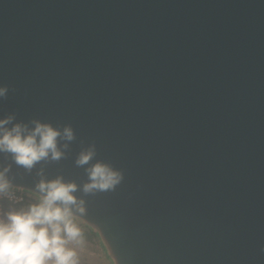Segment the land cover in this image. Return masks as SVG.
I'll return each instance as SVG.
<instances>
[{
	"label": "water",
	"instance_id": "water-1",
	"mask_svg": "<svg viewBox=\"0 0 264 264\" xmlns=\"http://www.w3.org/2000/svg\"><path fill=\"white\" fill-rule=\"evenodd\" d=\"M0 86V118L76 135L31 173L0 153L11 189L82 185L93 143L123 172L75 193L111 264H264V0H0Z\"/></svg>",
	"mask_w": 264,
	"mask_h": 264
},
{
	"label": "clouds",
	"instance_id": "clouds-1",
	"mask_svg": "<svg viewBox=\"0 0 264 264\" xmlns=\"http://www.w3.org/2000/svg\"><path fill=\"white\" fill-rule=\"evenodd\" d=\"M7 93V86H0V98H6ZM14 121V114L0 118V153L10 155L28 173L42 161L64 159L76 139L71 125L61 129L33 119L30 127ZM96 156L93 143L82 148L75 159V165L84 167L87 175L82 185L65 181L62 175L49 180L43 167L37 171L36 202L0 213V264H79L77 251L69 245L84 243V232L76 220L86 215L87 208L86 201L75 193L81 191L86 196L115 191L124 179L123 172L111 164L92 163ZM10 170L11 165L0 167V198L8 196L13 187Z\"/></svg>",
	"mask_w": 264,
	"mask_h": 264
},
{
	"label": "rangeland",
	"instance_id": "rangeland-1",
	"mask_svg": "<svg viewBox=\"0 0 264 264\" xmlns=\"http://www.w3.org/2000/svg\"><path fill=\"white\" fill-rule=\"evenodd\" d=\"M76 223L81 227H83V224H81L79 221L76 220ZM87 241H85L81 245L76 244H70L69 247L75 248V250L78 253L79 261L86 257L89 264H111L110 261L106 258V255L101 248L99 241L96 237L87 236Z\"/></svg>",
	"mask_w": 264,
	"mask_h": 264
},
{
	"label": "trees",
	"instance_id": "trees-1",
	"mask_svg": "<svg viewBox=\"0 0 264 264\" xmlns=\"http://www.w3.org/2000/svg\"><path fill=\"white\" fill-rule=\"evenodd\" d=\"M37 198L31 195H26L25 201L18 205H12L8 202H3V211L7 212L9 210H20L21 208H25L28 204L36 202ZM84 229L82 228L84 232V242L87 241V236H91L92 238L95 237V235L86 227L84 226ZM79 264H89L86 257H83Z\"/></svg>",
	"mask_w": 264,
	"mask_h": 264
},
{
	"label": "built area",
	"instance_id": "built-area-1",
	"mask_svg": "<svg viewBox=\"0 0 264 264\" xmlns=\"http://www.w3.org/2000/svg\"><path fill=\"white\" fill-rule=\"evenodd\" d=\"M26 195L23 192L11 189L8 196L0 198V213H3V202L11 203L12 205H18L25 201Z\"/></svg>",
	"mask_w": 264,
	"mask_h": 264
}]
</instances>
